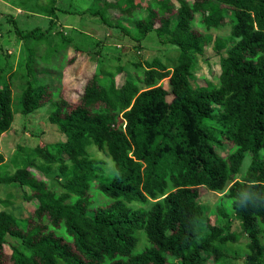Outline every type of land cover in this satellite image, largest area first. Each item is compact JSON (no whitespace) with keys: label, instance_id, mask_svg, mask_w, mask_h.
<instances>
[{"label":"trees","instance_id":"obj_1","mask_svg":"<svg viewBox=\"0 0 264 264\" xmlns=\"http://www.w3.org/2000/svg\"><path fill=\"white\" fill-rule=\"evenodd\" d=\"M108 7L135 28L111 21ZM48 10L53 25V2ZM91 13L138 42L155 32L178 48V63L169 70L158 58L147 61L143 77L120 88L93 77L72 108L55 100L59 90L49 83L30 80L15 97L9 85L0 87V147L15 119L14 98L26 116L50 103L49 120L66 136L37 146L13 175L0 172V183L38 202L25 219L0 212V264H221L219 243L238 241L231 215L248 238L245 264H264V0H118ZM198 17L205 31L196 29ZM222 26L230 37L213 34ZM210 46L221 73L198 82L193 54ZM59 51L54 46L42 59ZM165 78L171 90L159 85ZM93 149L113 160L109 172ZM54 166L61 191L50 187ZM201 187L223 193L214 225ZM96 192L108 202L96 201Z\"/></svg>","mask_w":264,"mask_h":264},{"label":"rangeland","instance_id":"obj_2","mask_svg":"<svg viewBox=\"0 0 264 264\" xmlns=\"http://www.w3.org/2000/svg\"><path fill=\"white\" fill-rule=\"evenodd\" d=\"M105 1L114 3L118 0H0V87L9 85L15 97L14 95L22 93L30 80H37L40 84L49 83L50 91L59 90L55 100L63 99L72 108L78 103L86 85L93 77H99L107 84L114 81L115 87L120 88L128 80L135 81L137 75L142 78L147 61L158 58L169 70L177 65L178 48L162 44L155 32L138 42L120 28L105 26L100 17L91 13L94 10H102ZM129 1L120 0L123 4ZM52 2L55 8L53 25L48 10ZM136 3L146 6L149 0H136ZM106 12L111 21L119 20L123 27L132 30L135 28L130 19L121 17L119 10L108 7ZM200 22L198 17L196 29L205 31L204 27L199 25ZM17 27L24 34L34 32V36L20 38ZM213 34L228 38L230 28L222 26L213 31ZM54 46L60 47V51L52 55L49 62L44 61L42 56ZM63 46L66 49H63ZM32 51L35 52L33 58ZM193 57L196 81L218 78L221 73L220 56L215 54L213 47L210 46L204 55L193 54ZM32 67L33 71L30 70ZM159 83L171 90L167 78ZM138 85L141 89L146 87L142 82ZM13 109L14 122L11 129L1 138L0 152L4 156L5 165L0 169L1 174L13 175L22 167L28 153L40 144H56L66 140V136L49 120L50 103L26 116L22 114L19 102L14 98ZM93 151L98 158L107 161L109 172V168L114 167L113 160L95 149ZM219 152L227 154L226 149H220ZM250 164L251 159L247 157L239 173V180L246 178ZM53 170L48 175L50 187L61 191L62 178L58 179L56 166ZM34 171L38 172L36 169ZM42 177V173L38 172L37 178ZM198 190L200 203L208 210L211 224L214 225L217 210L224 205L223 193H214L202 187ZM95 200L108 202L107 198L97 192ZM37 204L36 200H25L21 188L0 183V212H11L16 217L25 219L35 210ZM137 206L142 207L140 204ZM228 220L231 221V233L238 235V241L231 244L219 243L226 255L221 264H245L249 254L248 238L233 215ZM9 240L13 244H20L17 238ZM10 254L12 251L6 246L5 256Z\"/></svg>","mask_w":264,"mask_h":264}]
</instances>
